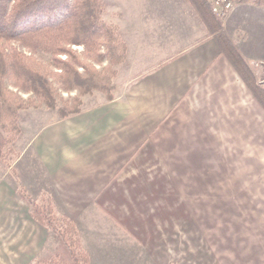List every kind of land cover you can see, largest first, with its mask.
<instances>
[{"label":"crops","instance_id":"obj_1","mask_svg":"<svg viewBox=\"0 0 264 264\" xmlns=\"http://www.w3.org/2000/svg\"><path fill=\"white\" fill-rule=\"evenodd\" d=\"M111 2L109 21L126 44L123 86L111 100L84 101L79 113L45 123L27 147L33 162L23 169L41 170L54 211L78 224L106 213L123 221L166 207L170 184L178 206L196 210L205 197L204 210L216 211L240 195L264 209V106L200 12L190 0ZM220 23L260 84L264 0H236ZM31 184L22 178L21 187ZM55 245L17 182L0 174V264H32ZM227 258L256 264L264 253Z\"/></svg>","mask_w":264,"mask_h":264},{"label":"rangeland","instance_id":"obj_2","mask_svg":"<svg viewBox=\"0 0 264 264\" xmlns=\"http://www.w3.org/2000/svg\"><path fill=\"white\" fill-rule=\"evenodd\" d=\"M102 1L105 8L102 19L108 25L117 27L119 39L126 47L119 27L109 21V18L112 19L111 0H109L110 2ZM218 21L222 22L219 19ZM9 47L24 53L34 62L45 67L54 86L58 88V94L64 100L78 98L82 105L84 101L91 103L101 99L110 100L105 92L99 90L83 95H80L78 90L64 91L58 78L61 70L50 65L48 56L31 54L30 50L22 47L16 41L10 42ZM70 48L76 56L83 60L88 59L87 55H84L83 47L73 45ZM126 57L125 52L124 59L116 64L109 60H104L102 63L89 61L101 74H109L114 71L110 82L112 85L111 99L116 93L115 87L121 89L123 86L117 75ZM61 58L66 60L67 57L61 56ZM78 70L80 73H84L82 67H79ZM249 72L253 76L250 70ZM257 76L260 84L253 77L254 81L264 90V67ZM8 87L16 93V101L28 105V108L17 111L16 124L8 127L5 132V136L11 137L12 141L0 155V174H7L9 178L17 182L18 191L32 204L35 203L47 212L48 206L52 207V203L48 198L47 184L41 183V170L38 168L35 171L33 166L29 165L28 170L23 167L33 162V156L27 147L34 134L45 123L60 117L57 110L42 105L32 94L19 91L12 83H9ZM190 166L187 165V168L191 169ZM194 167L203 171L205 165L196 164ZM155 170H160L159 166ZM22 178H26L32 183L29 190L21 187ZM216 181L217 183L222 182ZM188 182L192 181L188 180L186 183ZM170 187L171 184L169 185V195L165 196L168 201L166 207L154 210L150 205V211H148L149 208L146 209V206L145 211L134 210L130 218L123 221L111 218L113 220L111 222L108 218L109 214L106 213V217L100 221L95 219L93 222L89 220L78 224L66 214L56 213L52 207L54 228L51 231L56 239V245L51 250V254L39 260H47L46 264H234V260L227 257L241 253H245L247 256H251L255 252L264 253V226L259 222L260 214L264 215V209L259 208L258 211H255L253 207L257 205H251L250 201L246 203V199L240 195H233L234 203L232 205H222L217 200L219 204L216 211L204 210L207 208V205L203 203L205 197H200L201 202L195 206L199 209L194 210L186 204L185 207L178 206L177 202L180 197L173 195ZM187 198L185 196V200ZM192 198L198 199L191 197V200ZM254 198L260 200V197ZM63 219L72 220L77 229V238L81 246V249L73 248L77 262L73 261L69 249L63 244L61 238L60 233L64 229ZM80 252L87 255L88 262L84 261ZM260 260L262 261L256 264H264V259ZM250 262L253 263V261ZM236 263L242 264L243 262L237 260ZM244 264H248L246 260Z\"/></svg>","mask_w":264,"mask_h":264},{"label":"trees","instance_id":"obj_3","mask_svg":"<svg viewBox=\"0 0 264 264\" xmlns=\"http://www.w3.org/2000/svg\"><path fill=\"white\" fill-rule=\"evenodd\" d=\"M208 24L222 52L230 59L246 81L257 99L264 106V90L250 74L248 67L236 51L232 41L222 30L221 23L213 14L206 0H190ZM102 0H0V155L12 141L5 136L8 127L16 124L17 111L28 108L16 101V93L8 85L19 91L32 94L35 99L49 109L57 110L60 118H66L81 111L82 102L78 98L64 100L58 88L50 79L49 72L41 64L34 62L24 53L9 47L16 41L34 55H46L50 65L60 69L58 78L66 92L78 90L80 95L99 90L111 100V79L114 71L101 74L89 63L109 60L116 64L125 57L126 47L119 39L118 29L102 19ZM84 48L87 60L76 56L71 46ZM61 56H66L63 60ZM79 67L84 73L79 72ZM22 199L32 206V216L49 230L53 226V210L47 212L19 192ZM61 231L63 244L69 249L73 261L77 262L73 248L81 249L77 229L72 220L63 219ZM84 261L87 255L80 252ZM47 260H37L32 264H46Z\"/></svg>","mask_w":264,"mask_h":264},{"label":"built area","instance_id":"obj_4","mask_svg":"<svg viewBox=\"0 0 264 264\" xmlns=\"http://www.w3.org/2000/svg\"><path fill=\"white\" fill-rule=\"evenodd\" d=\"M215 17L224 21L236 7V0H208Z\"/></svg>","mask_w":264,"mask_h":264}]
</instances>
